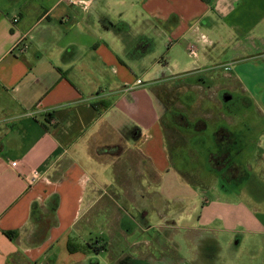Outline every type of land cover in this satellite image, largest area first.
<instances>
[{
	"label": "crops",
	"instance_id": "obj_1",
	"mask_svg": "<svg viewBox=\"0 0 264 264\" xmlns=\"http://www.w3.org/2000/svg\"><path fill=\"white\" fill-rule=\"evenodd\" d=\"M200 93L230 97L211 135L209 122L190 131L202 171L174 144L178 167L166 135L168 118ZM263 113L264 0H0V264H101L110 244L100 239L93 252L81 240L109 212L97 209L104 199L121 209L111 236L131 234L129 206L145 223L157 213L177 264H198L178 257L182 240L215 249V233L237 235L236 245L244 232L264 235L244 188L211 164L221 130L235 140L236 163L264 156ZM183 171L215 180L221 196L200 207ZM197 206L205 225H179ZM117 253L110 264H134Z\"/></svg>",
	"mask_w": 264,
	"mask_h": 264
},
{
	"label": "rangeland",
	"instance_id": "obj_2",
	"mask_svg": "<svg viewBox=\"0 0 264 264\" xmlns=\"http://www.w3.org/2000/svg\"><path fill=\"white\" fill-rule=\"evenodd\" d=\"M228 99H230L229 93H218V95L214 97L212 94L207 95L206 93H200V98L197 102L192 98L186 99L188 102L186 106H189V108H183V112H185L183 113L184 116H180L179 113V115H172L168 118L170 124L168 121L166 122V135L170 151L173 153L172 157L174 161L178 159V167H182L185 164L179 162L180 156H178V158L176 157V152L178 151L175 149L174 144L180 147L183 146L184 148V155L181 157L182 162H187L190 168L193 165H197L200 171H202L201 164L203 163L204 158L201 155H196V147L191 146L192 142L196 141L191 140L192 135L190 131H202L209 122L210 125L203 133H205V136L211 135L210 133H213V130L216 128V120L224 117L223 115H225L222 106L225 105L224 101ZM207 101L215 102V111L205 109ZM180 109L178 108V112H182ZM228 109L229 108L226 107V110ZM250 115L251 118L256 117L257 121H259V117H261L259 114L256 116V114L250 113ZM174 123L177 125V128H175ZM183 127L185 129L181 130ZM195 137L196 135H194V138ZM215 140L219 145V148L218 151H216V154L212 155V166L224 167V170L219 172V175H222V177L225 176L226 179H232L229 180V182L232 184L233 188H244V192L240 197L242 204L250 209L256 210L259 217L264 221V156H261V154L254 157L250 156L247 158L246 163L238 164L235 162L236 157L233 154L235 152L236 144L232 136L221 130L216 134ZM262 144V149L264 150V137L262 139ZM226 153L229 155L226 156ZM182 174L184 179L191 182L198 190L201 191L203 199L202 203L199 204L200 207H202L205 200L213 201L221 196L218 188L219 183L215 180H212V182H200V179L197 177V173L193 174L190 171H183ZM250 190L254 191L257 195L259 200L258 205H256V202H254V200L250 197ZM199 206L191 212L192 218L190 220L187 219L179 221L178 224H188L187 226H191L194 229L205 225L204 222L202 220L199 221L198 218V216L201 215V208L199 209ZM100 208H102L103 211L108 210L109 212L107 214L106 212L100 213L98 215V219L94 221L93 225H91L92 220L88 223L89 225L86 227L84 236L86 241L81 240V242H83L84 247L86 248L91 246L93 252H95L94 248L99 247L98 240L100 239L110 244L109 252H103L99 255L101 264H110L111 259H114V256L118 254V247L125 250V254L129 256L130 261L132 259L134 260V264H177L175 261V253H172V246L164 241L165 237H167L164 235L166 229L160 231L163 234L162 236H158L156 233L159 226L157 213L152 211L149 216L150 220L148 223H145L138 217L141 214V211L135 207L133 208V206H129V212L136 219V221H123V224L128 223V227L131 228V234L119 237L116 235L111 236L110 231L112 234H116V232L121 231V209L116 208V205H112L105 199L98 205L97 209ZM219 224V227L223 228V225H221V223ZM236 236L237 235L228 236L224 232L219 234L215 233V238L217 239L216 245L218 247L215 249L214 246L210 247L211 243L208 244L205 242L200 249L197 246V243L187 244L188 242H184L182 240L179 242V249H181V251H178L177 255L179 258L183 257L189 261H197L198 264H261L264 262V254L260 251L264 249V235L244 232L240 245H236ZM155 239H157V242ZM147 240L150 242L148 243ZM102 243L103 242L101 241L100 247L103 245ZM154 243H156L158 247L162 246V248H160L163 249L164 254L166 253V257L163 253V255H161L159 250L155 249ZM133 245H136V247ZM143 246L145 250L143 249ZM144 258H147V260ZM181 263L182 261L178 259V264Z\"/></svg>",
	"mask_w": 264,
	"mask_h": 264
},
{
	"label": "trees",
	"instance_id": "obj_3",
	"mask_svg": "<svg viewBox=\"0 0 264 264\" xmlns=\"http://www.w3.org/2000/svg\"><path fill=\"white\" fill-rule=\"evenodd\" d=\"M104 108H106V107H108V103L107 102H105V101H103V102H101L100 103ZM227 155L226 156H228L229 154L228 153H226ZM211 159H213V157H211ZM213 168L215 169V170H217V171H222V170H224V167H214L213 166ZM224 178L226 179V177L224 176ZM227 181H229V180H232V179H226ZM69 250H70V252H74L76 249H75V246L73 245V243H69Z\"/></svg>",
	"mask_w": 264,
	"mask_h": 264
},
{
	"label": "built area",
	"instance_id": "obj_4",
	"mask_svg": "<svg viewBox=\"0 0 264 264\" xmlns=\"http://www.w3.org/2000/svg\"><path fill=\"white\" fill-rule=\"evenodd\" d=\"M191 52L193 53V49H192ZM30 177H31L30 178L31 179V182L35 183V182H37V181H39L41 179L42 175H41V173L39 171H33L31 173V176Z\"/></svg>",
	"mask_w": 264,
	"mask_h": 264
}]
</instances>
